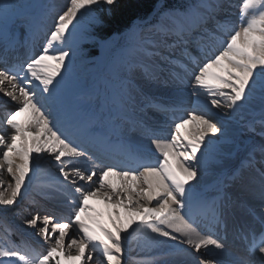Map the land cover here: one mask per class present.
<instances>
[{
  "label": "snow or ice",
  "instance_id": "6c2138e0",
  "mask_svg": "<svg viewBox=\"0 0 264 264\" xmlns=\"http://www.w3.org/2000/svg\"><path fill=\"white\" fill-rule=\"evenodd\" d=\"M119 3L68 0L55 12L0 0V93L14 104L3 121L10 136L0 131V264H122L125 243L191 258L159 264H264V0H240L235 19L232 0H160L115 37L97 35L108 27L99 13ZM113 38L125 55L118 90L66 110L62 87L86 56L81 45L110 48ZM240 121L260 141L230 166V126ZM47 157L63 180L41 185V195L66 198L70 217L24 221L50 245L39 253L11 242L23 214L11 206ZM202 175L215 178L203 189ZM90 199L106 205L107 220ZM229 229L239 253L229 250Z\"/></svg>",
  "mask_w": 264,
  "mask_h": 264
},
{
  "label": "bare ground",
  "instance_id": "6f19581e",
  "mask_svg": "<svg viewBox=\"0 0 264 264\" xmlns=\"http://www.w3.org/2000/svg\"><path fill=\"white\" fill-rule=\"evenodd\" d=\"M42 1V0H41ZM49 1V0H48ZM24 3L32 5L33 8L36 7V0H23ZM50 6L55 12H59L60 10L64 9L66 4L68 3V0H50ZM232 3L240 4V0H232ZM49 4V3H48ZM38 6V5H37ZM38 8V7H37ZM36 8V9H37ZM35 9V10H36ZM231 11H234L233 8ZM239 13V12H238ZM238 16V15H237ZM235 19V17H233ZM49 26L51 25V19L48 21ZM43 39L41 41H38V43L42 44ZM39 50V49H37ZM21 52H23V49H21ZM105 55L101 54V57ZM125 56L124 54L120 55L118 57V60ZM125 57H123L118 63H116V66L114 68L115 76H112L109 78V81L111 83V86L113 87L112 93L106 92L105 90L101 91L98 86V82L94 80V82H88L84 81V74L82 71V64L83 62L81 59L76 57L75 62L72 66L70 74L67 76L64 85L62 87V104L63 107L66 110H70L75 108L78 105H87L91 104L93 106L96 105L97 101L96 98L98 97L100 101H103V99L106 96H110L115 94V92L118 90L120 76L123 71V61ZM117 60V61H118ZM116 61V60H115ZM114 63V62H113ZM4 66L3 64H0V67ZM110 66V65H109ZM111 67V66H110ZM86 72V71H84ZM91 73V72H90ZM93 74V73H92ZM95 74V72H94ZM93 74V75H94ZM92 77V75H91ZM94 77V76H93ZM104 77V76H103ZM106 78V77H105ZM103 88V87H102ZM190 88L187 90L190 92ZM92 98V99H90ZM194 100L195 98H190ZM5 101H9V98L4 97L2 93H0V104H3L4 106L8 107L9 109H6L5 112L0 113V131L4 132L6 135L10 136L11 129H9L3 121L6 119L5 113L10 112L13 110L14 104L9 102L5 103ZM187 107H192L191 104H187ZM210 107V106H209ZM211 111L216 112L217 109H211ZM221 114L223 110H220ZM184 115V114H179ZM247 118H249V114L246 112L244 114ZM223 119L227 120V117H222ZM246 121H240L239 123L232 122L230 126V134L232 135L233 139H235L236 136V130L233 131V127H243ZM243 125V126H241ZM234 127V128H235ZM189 129H191V125L188 126L187 129L183 130L184 132H188ZM240 130V129H239ZM171 129H169V132ZM239 133V132H238ZM211 135V134H210ZM237 137V136H236ZM215 139V137H212ZM48 163H41L39 166V169L37 171L36 176L32 177V183L27 184V191L23 192V197L17 198V205L11 206L15 207L18 210H21L23 212L22 216L19 218H14V224L12 225V232L13 235L10 237L11 242L13 244H16L21 247L23 250V246L29 245L31 248L35 249L39 253L45 252L46 248L49 247V244H45L43 238L38 234V228H31L29 227L24 221L26 219H30L34 216H38L39 218H42L38 220V225H42V220L44 216H49L55 219V222H52V224H55L57 221H63L70 217V205L67 202L66 198L64 197H58L56 199H50L45 198L43 195H41L42 191H47L46 188H42L41 185L47 184L53 180L59 179L63 180V177L59 175L58 169L56 168V161L53 160L51 157H47ZM233 157L230 159L229 164L232 166ZM81 168H90V165L88 164H81L79 165ZM51 168L52 175L49 176L45 169ZM32 174L30 173V176ZM3 179L8 182L11 180V178L5 173L3 176ZM27 179V178H26ZM213 176H201V182L200 187L203 189L204 187L210 185L214 181ZM95 180V177L93 178ZM67 183V182H64ZM195 183V181H193ZM79 184L84 189H89L95 187V184L92 182H85L80 181ZM6 186V185H5ZM71 187V185H69ZM78 196V194H76ZM88 203L97 211L104 212V219L107 220V214H106V205L99 200L96 199H90ZM154 203V202H153ZM258 204V202H255ZM151 207L152 205H148ZM26 209V211H25ZM259 211V209H257ZM26 224V226H25ZM19 226V227H17ZM52 225L50 224L49 227ZM22 228V230H20ZM131 231V229H129ZM69 235L73 234V229L69 228L68 230ZM127 235V234H125ZM149 236H154L155 234L148 233ZM228 238H233L231 229H229L228 232ZM67 243V238H66ZM169 243L176 244L178 247L187 248L188 252H192L194 254V250L188 247L187 245L179 244V241H170ZM40 245V248H39ZM230 250V248H229ZM66 251H72L75 252V249ZM166 249H159L156 247H151L147 244H141L140 246H137L135 243L129 245L128 243H125V251L122 256V264H135V262H143V264H159V261L161 258L168 261H184V260H190L191 258L180 255V256H165L164 253L166 252ZM95 258H100L99 253L93 254ZM91 264V262H89ZM106 264V262H105ZM191 264H197L194 260L191 261Z\"/></svg>",
  "mask_w": 264,
  "mask_h": 264
},
{
  "label": "rangeland",
  "instance_id": "374dc122",
  "mask_svg": "<svg viewBox=\"0 0 264 264\" xmlns=\"http://www.w3.org/2000/svg\"><path fill=\"white\" fill-rule=\"evenodd\" d=\"M44 3H45V0H42V1L36 0V7L34 9H36L37 7L42 8L44 6ZM234 4H236V3H234ZM236 5H239V4H236ZM233 10H234L232 12L234 14L233 17L236 18V16L238 15V12H239V6H234ZM86 44L89 45V50H90V47H93V45H95V43L88 42V43L82 44L81 47L84 49L86 56L83 58L80 56H77V58L79 57L81 59V61L83 62L82 71L83 70L86 71V72L83 71V74L85 73L84 74V76H85L84 81H88V82L92 83L95 80L96 82H98V86H100L99 88L101 89V91L105 90L106 92L112 93L113 87L111 86L109 78H111L112 76H115L114 68L116 66V63H118L125 56H123L122 58H120L118 60V57L122 54L117 51V49H118L117 48L114 51V53H110L109 56L105 55L103 57L97 56L96 58L95 57L90 58L88 55V52L83 47V45H86ZM98 47H99V49L103 48L100 45H98ZM114 47H116V46H114ZM101 53H102V51H101ZM94 72H95V74H94ZM91 75H92V77H91ZM241 126H243V125H241ZM234 127H233V131L236 130V136L237 137L235 136V139H234L235 145L232 148V151H233L232 166H239L241 164V160L244 159V157H245V153L243 151V145L251 143L252 141L259 142L260 137L258 135L253 134V133H249L244 126L239 127V128H237V127L234 128ZM257 132H259L258 126H257ZM53 264H54V261H53Z\"/></svg>",
  "mask_w": 264,
  "mask_h": 264
},
{
  "label": "trees",
  "instance_id": "16d2710c",
  "mask_svg": "<svg viewBox=\"0 0 264 264\" xmlns=\"http://www.w3.org/2000/svg\"><path fill=\"white\" fill-rule=\"evenodd\" d=\"M159 2L160 0H120L119 5L112 9L111 15L108 14L106 9L99 13L105 17L108 27L103 33H97V35H102L104 38L115 37L116 34L124 32L127 28L138 24L145 17H149L153 8ZM182 2L183 0H168V3L172 5ZM120 43L119 40L113 38V47L100 50L98 44L95 43L93 47H90V50L87 44L84 45V48L90 57H95L101 54L113 53L117 48L119 49Z\"/></svg>",
  "mask_w": 264,
  "mask_h": 264
}]
</instances>
